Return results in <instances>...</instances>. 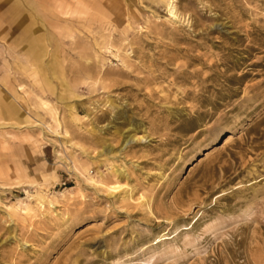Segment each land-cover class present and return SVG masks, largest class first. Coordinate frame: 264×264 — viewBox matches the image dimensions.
<instances>
[{
    "label": "rangeland",
    "instance_id": "obj_1",
    "mask_svg": "<svg viewBox=\"0 0 264 264\" xmlns=\"http://www.w3.org/2000/svg\"><path fill=\"white\" fill-rule=\"evenodd\" d=\"M0 264H264V0H0Z\"/></svg>",
    "mask_w": 264,
    "mask_h": 264
},
{
    "label": "bare ground",
    "instance_id": "obj_2",
    "mask_svg": "<svg viewBox=\"0 0 264 264\" xmlns=\"http://www.w3.org/2000/svg\"><path fill=\"white\" fill-rule=\"evenodd\" d=\"M170 9H171V7H170ZM31 46H32V45H31ZM31 46H30V47H31ZM229 142H230V140L228 139V140L225 142V144H228Z\"/></svg>",
    "mask_w": 264,
    "mask_h": 264
}]
</instances>
